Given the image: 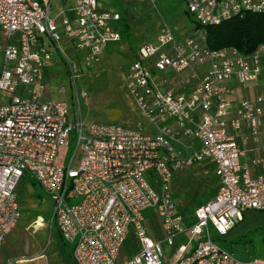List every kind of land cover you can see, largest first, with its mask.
Segmentation results:
<instances>
[{
	"label": "built area",
	"instance_id": "2783aa9c",
	"mask_svg": "<svg viewBox=\"0 0 264 264\" xmlns=\"http://www.w3.org/2000/svg\"><path fill=\"white\" fill-rule=\"evenodd\" d=\"M182 1L194 32L176 37L161 26L125 68L129 95L156 128L145 133L138 123L125 128L85 125L80 117L68 121L65 101L40 99L47 55L35 50L39 38L56 43L60 31L69 38L79 53V61L65 58L72 79L78 62L90 66L106 43L120 39L114 26L119 13L99 9L96 0H63L53 15L52 0H0V92L7 95L0 104V245L19 215L15 185L28 173L50 198V221L73 243L75 264H264L261 257L236 259L207 232L210 224L224 235L245 210L264 208V145L241 164L237 141L245 140L243 122L256 133L264 95L234 100L236 87L262 75L264 46L248 53L211 49L202 29L264 12V0ZM194 166L204 175L212 172L217 186L187 221L168 185L174 171ZM147 208L160 220L161 239L150 238L141 224ZM131 225L139 249L118 262ZM180 235L185 241L174 246Z\"/></svg>",
	"mask_w": 264,
	"mask_h": 264
},
{
	"label": "crops",
	"instance_id": "0c3cea01",
	"mask_svg": "<svg viewBox=\"0 0 264 264\" xmlns=\"http://www.w3.org/2000/svg\"><path fill=\"white\" fill-rule=\"evenodd\" d=\"M162 1H164L163 6L161 5ZM96 2L97 7L101 10L119 13V20L114 22V26L120 32V39L106 43L100 52L98 60L93 63L120 61L121 63L118 66L125 72L126 66L135 57L136 49L142 44L151 42L161 26L165 25L176 37L190 35L192 31L194 32L195 27L193 23L191 24L186 14L182 0H155L152 3L144 0H96ZM63 3V0H58L53 5V12L55 13ZM173 3L176 6L172 9L171 4ZM121 20L127 24L126 34L120 31L118 23ZM188 22L191 25H188ZM59 33L60 40L66 44V49L63 52L60 51V48H57V51L53 53L50 46L52 42L46 36H41L35 46L37 52L47 55L44 83L50 77H58L60 72L67 75L65 63L61 60L60 54L67 59L76 58L79 61V53L69 38L61 31ZM4 44L5 40L0 33V70L3 65L2 48ZM127 56L129 60L124 62L123 60ZM258 94L264 95V82H252L246 88L236 87L234 100L252 98ZM1 96L0 94V104L3 103ZM240 132L244 134L245 140L240 142L237 138L239 146L243 150V154L239 157V162L248 164L251 157L259 155L264 145V118H261L258 122L256 133H250L246 122L242 123ZM250 170L252 173L254 172L251 167ZM211 183H213V187L216 190L217 178L210 171L205 175L202 174L201 167H188L172 173L168 190L187 221L192 220V209L194 207L191 210H185L184 208L192 204L194 206L201 204L195 205L198 202L197 198L200 197L203 191L209 192L208 197L205 195L207 199L212 197L215 190L209 191V189H212ZM14 191L19 215L15 224L5 234L0 245V264H75L71 257L73 243L64 241L60 237L54 221H50L52 202L48 195L40 189L28 173H23L18 179ZM248 210L251 209L245 210L242 219L227 232L235 228L238 223L244 221V213ZM144 211L146 209L142 212L141 224L144 220ZM145 216L152 221L153 225L155 217L160 226V231L158 232L150 225L145 227L142 224L146 234L154 240L161 239L164 232L154 210L151 209ZM258 216H260V221L258 228L254 232L256 244L259 247H257L256 252L264 250V210L260 211ZM209 229L211 231L210 234ZM135 230V226L131 225L129 227V232L119 250L118 262H121L139 249ZM207 232L210 238H212V232L218 237L210 224H207ZM185 238V235L178 236L175 239L174 246L184 242ZM247 250L245 247L240 254L246 256ZM165 251L169 253L168 248H165Z\"/></svg>",
	"mask_w": 264,
	"mask_h": 264
},
{
	"label": "rangeland",
	"instance_id": "374dc122",
	"mask_svg": "<svg viewBox=\"0 0 264 264\" xmlns=\"http://www.w3.org/2000/svg\"><path fill=\"white\" fill-rule=\"evenodd\" d=\"M57 1L58 0H53L51 3L48 12L49 15L54 14L53 5ZM163 2L164 1L161 3L162 6ZM175 6V3L171 4L172 9L175 8ZM191 24L188 22V25ZM50 46L53 53L57 51V48H60L62 52L66 49L65 42L60 40V38L56 43H51ZM128 60L129 58L127 56L123 61L125 62ZM261 62L263 70L262 75L257 80L259 83L264 82V53L262 54ZM120 63V61H102L92 63L90 66H84L82 63L78 62L79 70L77 76L71 79V77H68L65 73L60 72L58 77H50L43 85L40 99L65 101L68 108L66 115L68 121L80 117L85 125H90L92 123L115 124L125 128L134 127L138 123L143 132L152 133L155 131V127L146 122L141 110L126 89L124 71L118 66ZM81 92H84L85 97L81 96ZM0 94L2 95L3 103H5L7 101V95L4 93ZM63 153H65V149L61 147L59 149V155H63ZM190 178L192 179V177ZM194 178H196V176H194ZM211 186L212 189H209V191L215 190L213 183H211ZM208 193L209 192L203 191L200 197L197 198L198 202H196L195 205L198 203L202 204L204 200L206 201V197L209 196ZM205 195L207 196L205 197ZM192 205H188L184 209L191 210L195 207ZM151 209L152 208H147L146 211H144V220L142 224L145 227L150 225L159 232L160 226L155 217V223L153 225L152 221L148 220L145 216ZM263 210L264 209H251L246 211L244 213V221L238 223L235 228L231 229L225 235L217 237L212 232L211 237L216 245L220 249L231 253L240 261H247L253 257L264 258V250H258V252H256L258 245L256 244L254 233L260 221L258 213ZM132 232L134 231L132 230ZM210 233L211 231L209 229V234ZM245 247L248 249L246 251L247 255L243 256L240 253Z\"/></svg>",
	"mask_w": 264,
	"mask_h": 264
},
{
	"label": "trees",
	"instance_id": "16d2710c",
	"mask_svg": "<svg viewBox=\"0 0 264 264\" xmlns=\"http://www.w3.org/2000/svg\"><path fill=\"white\" fill-rule=\"evenodd\" d=\"M118 25L126 34L127 24L121 20ZM202 29L205 45L211 49L231 46L241 53H248L258 45L264 46V12H245ZM59 56L65 62V57Z\"/></svg>",
	"mask_w": 264,
	"mask_h": 264
}]
</instances>
